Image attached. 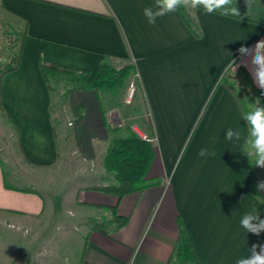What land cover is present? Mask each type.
I'll list each match as a JSON object with an SVG mask.
<instances>
[{"label": "crops", "instance_id": "crops-1", "mask_svg": "<svg viewBox=\"0 0 264 264\" xmlns=\"http://www.w3.org/2000/svg\"><path fill=\"white\" fill-rule=\"evenodd\" d=\"M153 2L0 0V19L11 16L26 29L20 66L3 77V111L19 130L26 165L54 167L61 155L59 136L40 61L80 70L92 69L104 59L115 67L134 63L154 126L155 155L148 173L153 184L123 197L93 188L100 184L78 187L73 194L76 214L85 208L88 216L101 218L116 206L129 217L118 231L92 230L82 264H168L180 218L200 264H236L253 245H264V232L257 236L240 225L253 207L264 219V202L252 192L243 141L237 145L225 139L228 128H241L246 134L247 125L235 93L221 79L233 60L235 65L250 60L241 56L242 46L252 48L264 40V0H255L248 12L245 0H233L243 19L193 10L200 37L194 36L180 11L149 24L143 9ZM76 94L84 104V120L77 130L81 146L76 144L72 154L88 173L98 157L103 160L111 135L95 90ZM109 114L113 118V109ZM201 149L215 155L201 157ZM6 181L14 185L0 159V211L38 217L46 208V196L58 202L59 194H50L43 183L42 190H21L8 187ZM103 210L107 214H101Z\"/></svg>", "mask_w": 264, "mask_h": 264}, {"label": "rangeland", "instance_id": "rangeland-1", "mask_svg": "<svg viewBox=\"0 0 264 264\" xmlns=\"http://www.w3.org/2000/svg\"><path fill=\"white\" fill-rule=\"evenodd\" d=\"M9 24L18 29L22 28L21 21L11 16L0 19V69L18 51L16 35ZM227 75L237 84L248 88L247 80L239 65H236V69L229 68ZM137 81L139 76L136 72L129 79L121 104L112 108L113 118L110 114L108 116L111 122L119 119V124L123 128L137 127L146 132L141 121L145 112L139 113L133 110L138 91ZM131 82H135L136 92L132 103L127 104L124 100ZM255 98L264 101V96ZM52 101L61 155L54 167L45 169L27 166L23 161L19 147V130L0 107V159L10 183L39 190H42L41 183H43L50 194L52 190L59 194L58 202L53 199L55 203L52 202L51 196H46V208L38 217L0 211V264H81L90 219L96 217L88 216L89 210L85 208L80 209L76 214L74 210L79 207L75 205L73 194L80 186L114 182V178L103 167L102 155L98 157L97 162H93L91 172L89 171L88 174L86 165L78 156L72 154V149L76 147L71 125L74 116L63 84L53 93ZM105 154L104 151L103 157ZM256 168L258 176L256 184H258L264 181V168L258 166ZM53 204L56 210L52 214ZM100 213L107 214V211L103 210ZM110 216L111 214L102 215L101 218Z\"/></svg>", "mask_w": 264, "mask_h": 264}, {"label": "trees", "instance_id": "trees-1", "mask_svg": "<svg viewBox=\"0 0 264 264\" xmlns=\"http://www.w3.org/2000/svg\"><path fill=\"white\" fill-rule=\"evenodd\" d=\"M179 11L184 22L192 30L194 36L200 37L202 31L193 10L180 9ZM8 26L12 27L14 31L13 33L16 35L15 40L18 42V51L17 53H14L9 61L0 69V107L2 109L4 108L2 103L3 77L5 74L19 68L22 58L23 41L26 37V29H18V27L10 24ZM239 67L247 80V89L242 85L237 84L234 79L229 77L227 75L228 70L223 75L221 83L235 93L243 111L251 110L256 101L255 97L264 96V92L254 84L247 68L243 64H240ZM40 68L52 95L57 91L60 85L63 84L65 86V94L71 104L72 114L74 116V119L71 121L73 128L72 131L74 133L75 142L79 148L81 143L77 130L78 126L84 120V104L78 99L76 93L79 90L94 89L97 94L104 124L111 135L102 163L106 172L114 178V182L105 185H94L93 188L117 197H123L130 193L142 191L152 185L153 183L148 180V173L155 155V148L152 141L141 137L129 126L123 128L120 124L112 123L108 117L109 111L114 106L121 104V99L128 85L129 79L137 72L134 63H127L124 66L115 67L109 59H104L92 69L80 70L65 64L41 60ZM137 85L138 91L135 97L136 103L133 110H136L139 113H142L143 111L145 112H143L144 116L141 121L149 136L154 137V126L148 113L144 90L140 81H137ZM259 100L263 107L264 101L260 98ZM51 112L53 114V101L51 103ZM53 122L54 130L57 132L54 114ZM247 159L249 162L248 157ZM249 165L252 172V192L256 196H259L261 198L260 200L264 202V192L257 191V168L254 166V163L249 162ZM6 185L15 189L33 190L31 188L10 185L7 181ZM109 210L111 213L109 218L90 219L89 232L85 235L84 246L86 245L88 235L92 230L106 228L111 231H118L128 223L129 217L121 215L116 206H112ZM168 264H200L195 247L182 218H180L178 241Z\"/></svg>", "mask_w": 264, "mask_h": 264}, {"label": "clouds", "instance_id": "clouds-1", "mask_svg": "<svg viewBox=\"0 0 264 264\" xmlns=\"http://www.w3.org/2000/svg\"><path fill=\"white\" fill-rule=\"evenodd\" d=\"M245 4L248 12L253 8L255 0H245ZM180 9H203L206 14L219 12L224 16H238L243 19L233 0H154L153 4L143 9V14L148 23L154 25L158 18L176 13ZM239 52L241 56L250 57V60L244 62V66L249 69L254 84L264 92V40L258 41L252 48L242 46ZM229 67L236 69L234 60ZM253 105L251 110L242 114V120L247 125L246 134L241 128H228L225 131V139L237 145L243 141L244 155L249 158V162L264 168V107L259 99H256ZM198 155L214 156L215 153L201 149ZM257 191H264V181L258 182ZM257 198L261 199L259 196ZM240 225L247 233L257 236L264 232V219L255 207L242 216ZM248 253L250 254L238 258L236 264H264V245H253L248 249Z\"/></svg>", "mask_w": 264, "mask_h": 264}, {"label": "built area", "instance_id": "built-area-1", "mask_svg": "<svg viewBox=\"0 0 264 264\" xmlns=\"http://www.w3.org/2000/svg\"><path fill=\"white\" fill-rule=\"evenodd\" d=\"M135 92H136V85L135 82H131L129 87H128V91H127V95L125 97V103L129 104L132 103L134 97H135ZM133 130L138 133L141 137L151 140H154V137H150L146 132L139 130L137 127H132Z\"/></svg>", "mask_w": 264, "mask_h": 264}]
</instances>
